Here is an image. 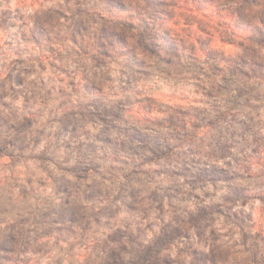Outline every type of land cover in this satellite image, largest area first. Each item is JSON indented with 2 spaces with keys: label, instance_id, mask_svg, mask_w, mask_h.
<instances>
[{
  "label": "clouds",
  "instance_id": "9594fccd",
  "mask_svg": "<svg viewBox=\"0 0 264 264\" xmlns=\"http://www.w3.org/2000/svg\"><path fill=\"white\" fill-rule=\"evenodd\" d=\"M0 264H264V0H0Z\"/></svg>",
  "mask_w": 264,
  "mask_h": 264
}]
</instances>
